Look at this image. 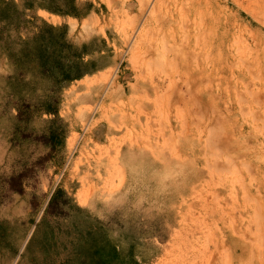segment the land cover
I'll list each match as a JSON object with an SVG mask.
<instances>
[{
	"label": "rangeland",
	"instance_id": "1",
	"mask_svg": "<svg viewBox=\"0 0 264 264\" xmlns=\"http://www.w3.org/2000/svg\"><path fill=\"white\" fill-rule=\"evenodd\" d=\"M78 2L92 15L63 23L102 68L64 88L62 145L48 114L15 139L0 47V219H38L61 188L128 253L111 264H264V0ZM65 237L54 258L78 264Z\"/></svg>",
	"mask_w": 264,
	"mask_h": 264
},
{
	"label": "trees",
	"instance_id": "2",
	"mask_svg": "<svg viewBox=\"0 0 264 264\" xmlns=\"http://www.w3.org/2000/svg\"><path fill=\"white\" fill-rule=\"evenodd\" d=\"M54 14L74 17L86 16L92 10L90 4L81 14L76 0H30ZM11 0H0V47L13 66L6 85L15 102V139L28 142L31 133L27 127L32 120L44 114L53 116L47 124V136L53 147L63 144L66 137L64 124L59 117L62 93L71 82L100 70L99 59L88 58L97 50L94 43L78 45L68 38L67 25H54L40 17H27ZM60 129V131H57ZM8 191L22 194L26 184V172L13 173L5 181ZM35 218L29 221L0 219V254L15 259L17 264H64L53 258L60 234L73 235L69 241L71 254L79 264H108L111 260H128V253L101 236L99 222L84 211L61 189H56L43 212L32 236L26 241ZM29 224V225H28ZM89 224V225H88ZM71 258V257H70ZM66 263L71 264L73 259Z\"/></svg>",
	"mask_w": 264,
	"mask_h": 264
},
{
	"label": "crops",
	"instance_id": "3",
	"mask_svg": "<svg viewBox=\"0 0 264 264\" xmlns=\"http://www.w3.org/2000/svg\"><path fill=\"white\" fill-rule=\"evenodd\" d=\"M11 1H13L21 10H23V11H25V15H27V17L29 16V17H33V16H37V17H40V18H42L43 20H45V21H47L48 23H51V24H54V25H67V23H63V18H65V17H68V18H70V19H73V20H78V19H82V18H86V17H88L89 15H92L91 13H93V9L88 13V15H86V16H81V17H74V16H70V15H65V16H63V15H59V14H54L53 12H50V11H48V10H46V9H44V8H41L40 6H38V5H36L34 8H29V6L27 5V3L30 1V0H27V1H25V5H23V6H21L20 5V3H19V1L18 0H11ZM76 5H77V7H78V9H79V12H81V9H80V6H79V2H78V0H76ZM33 11L34 13H33V15L32 16H30V15H28V13H27V11ZM85 11H82L81 12V14H83ZM45 15L46 16H48L49 18H47V17H45ZM50 18H52V19H50ZM68 26V25H67ZM68 38L71 40V41H73L74 43H76V44H78V45H81L80 43H77L76 41H74L72 38H71V35H70V32H69V27H68ZM102 53H103V51H102ZM100 67V66H99ZM102 68V67H101ZM98 71H101V70H98ZM91 74H88V75H86V76H84V77H87V76H90ZM83 77V78H84ZM82 78V79H83ZM81 80V79H80ZM76 81H78V80H76ZM53 194V193H52ZM51 198V197H50ZM50 200V199H49ZM49 202V201H48ZM48 202H47V204H46V207H47V205H48ZM79 207H81L82 208V210L84 211V214L85 215H89V216H91V218L92 219H94L93 217H92V214L91 213H87V211H86V209H84V207H83V205H81L80 203L79 204H77ZM45 207V208H46ZM45 210V209H44ZM44 212V211H43ZM42 216H43V213H42V215L38 218V219H35V223H34V226L32 227V230H31V232L29 233V235H28V237H27V239H26V241L24 242V244H23V246L21 247V250H20V253H22L23 251H24V249H25V246H26V243L28 242V240H29V238L32 236V234H33V232L35 231V227H36V225L40 222V220H41V218H42ZM103 237V236H102ZM67 242H68V240H67V238L65 237V235L64 234H60V237H59V241H58V247H57V250H56V252L54 253V255H53V258H54V256L55 255H58L59 254V249L60 248H62V250H64L65 249V247H67ZM117 248H118V246H117ZM61 255H62V253H61ZM19 259H20V255H18L15 259H13L12 260V263H14V264H17L18 263V261H19ZM55 261H56V263H60V262H64V264H67L66 263V261H67V259L65 258H62L60 261H58V259H55ZM109 262H108V264H111L112 262H115L114 260H111L110 258H109V260H108ZM80 262L78 261V264H79Z\"/></svg>",
	"mask_w": 264,
	"mask_h": 264
},
{
	"label": "bare ground",
	"instance_id": "4",
	"mask_svg": "<svg viewBox=\"0 0 264 264\" xmlns=\"http://www.w3.org/2000/svg\"><path fill=\"white\" fill-rule=\"evenodd\" d=\"M194 116H195V115H194ZM223 239H224V238H223ZM223 239H222V240H223ZM216 242H217V241H216ZM221 243H222V242H221ZM221 243H220V244H221ZM215 245H216V244H215ZM223 245H224V244H223ZM215 247H216V246H215ZM222 247H224V246H222ZM235 248H236V247H235ZM238 248H239V247H238ZM218 249H219V248H218ZM220 249H221V248H220ZM227 249H228V248H227ZM233 249H234V248H233ZM233 249H232V250H233ZM216 250H217V248H216ZM221 250H222V249H221ZM204 251H205V250H204ZM223 251H224V250H223ZM228 251H229V250H228ZM215 252H216V251H215ZM217 252H218V251H217ZM219 252H220V251H219ZM219 252H218V253H219ZM221 252H222V251H221ZM222 253H225V252H222ZM233 257H234V256H233ZM185 258H186V257H185ZM188 258H189V257H188ZM234 258H235V257H234ZM183 259H184V257L182 258V260H183ZM193 260H194V259H193ZM193 260H192V261H193ZM180 262H181V261H180ZM192 263H193V262H192ZM194 263L197 264V263H196V260H195ZM183 264H185V263H183ZM201 264H202V263H201ZM209 264H212V263H209Z\"/></svg>",
	"mask_w": 264,
	"mask_h": 264
}]
</instances>
